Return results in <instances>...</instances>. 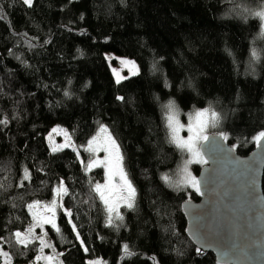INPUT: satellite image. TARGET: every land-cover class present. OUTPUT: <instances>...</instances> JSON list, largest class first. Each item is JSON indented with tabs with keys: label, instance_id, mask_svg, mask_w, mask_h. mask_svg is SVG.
Here are the masks:
<instances>
[{
	"label": "trees",
	"instance_id": "1",
	"mask_svg": "<svg viewBox=\"0 0 264 264\" xmlns=\"http://www.w3.org/2000/svg\"><path fill=\"white\" fill-rule=\"evenodd\" d=\"M263 2L0 0V248L12 264L38 256L39 241L25 246L15 233L33 223L28 205L51 202L61 181L71 221L58 209L60 232H42L63 264H218L186 234L181 205L199 193L181 183L191 155L172 141L168 105L184 125L181 137L190 115L205 111L204 135L252 151L264 131V29L255 14ZM107 52L135 60L139 72L117 82ZM56 125L73 148L53 151L47 136ZM104 125L136 189L134 207L122 206L123 220L112 213L111 226L94 191L105 170L84 163ZM93 146L104 156L102 143ZM202 165L188 170L197 178Z\"/></svg>",
	"mask_w": 264,
	"mask_h": 264
},
{
	"label": "water",
	"instance_id": "2",
	"mask_svg": "<svg viewBox=\"0 0 264 264\" xmlns=\"http://www.w3.org/2000/svg\"><path fill=\"white\" fill-rule=\"evenodd\" d=\"M207 137L197 174L203 194L181 205L186 234L218 264H264V146L241 155L221 133Z\"/></svg>",
	"mask_w": 264,
	"mask_h": 264
},
{
	"label": "snow or ice",
	"instance_id": "3",
	"mask_svg": "<svg viewBox=\"0 0 264 264\" xmlns=\"http://www.w3.org/2000/svg\"><path fill=\"white\" fill-rule=\"evenodd\" d=\"M23 4L27 5L28 7H32L34 0H22ZM258 17L264 19V10L258 11L255 13ZM121 63L124 64H130L133 68H135V62L134 61H121ZM135 75L136 73L133 72ZM121 78L118 76L117 82H119ZM118 99L123 100V97H118ZM170 109H172V113L168 116V123L169 126L172 129V141L177 145L178 148L190 153L191 159L187 160L185 162L184 168H183V180L182 184L184 187H190L194 189L196 192L201 193V181L198 180L195 176H193L189 170L188 165L191 163H203L206 164L207 160L204 159V156L201 152L200 144L201 142H206L208 140V137L204 135V130L206 127V121L204 120V117L207 115V112L201 111L197 112L194 117H192V123L188 126V132L192 133L187 139H184L180 136L181 130L184 128V125L179 122L178 119V112L175 110L174 103H170L168 105ZM217 116L216 113H212V118L215 119ZM2 123H7V120L0 121ZM101 132L105 133V137L103 139V149L108 153V156L105 157L104 160H98L93 159L88 161L86 164V168L88 170H91L92 167H105L108 170V181L109 183L107 185H101L97 183L94 187V191L99 195V198L103 201L104 205L107 207V211L109 212V219L108 223L111 226L113 224V217L112 213H116V219L123 220V216L119 214L118 212V204L119 201H114L111 197V182L112 180L118 176L119 177V187L121 189L122 195L120 197V200L125 204L127 208H133L134 207V198L136 195V189L133 186L131 180L128 178L127 173L124 171L122 166L123 156L119 151V145L116 143L115 138L111 135V133L108 132L106 127L101 128ZM227 139V137H224ZM255 142L258 146H264L262 142H264V131L260 132L257 136L254 137ZM100 141L97 138H93V140L89 143V147L87 150L95 153L96 148L93 147V145L99 144ZM68 146V145H66ZM53 151H56L54 148ZM83 162V161H82ZM114 162H115V170H114ZM30 174L25 170V179H30ZM165 180H168V177H164ZM68 188L64 186V182L61 181L60 186H58L55 189V195L59 198L61 201L60 203L57 202V199H53L49 204H41L39 201L35 202V204H29V209H32L34 207H40L43 208L47 213H50V215H37V213H33V218L35 223L30 226L26 233H21L17 231L15 233V237L17 241L20 244H23L27 246L29 243H32L34 241H39L41 247L40 252L43 254L44 248H52L54 247L52 244L48 243L46 239L44 238L47 235V232L44 233V236L35 235L34 229L44 228V225L48 224L51 225L52 229H54L56 232H60V228L56 222V216H57V209L60 208L63 210V213L66 217L69 218L71 221L72 217V211L70 209L63 207V197L68 195ZM73 229H75V224L72 225ZM77 237L79 238V232H76ZM83 243V241H81ZM87 251V249H85ZM197 251H200L198 249ZM124 252L126 256H131L133 253L129 250L128 245H124ZM4 257L7 258V261L10 262V257H8V254L2 253ZM60 255H63L62 253ZM46 259L47 261L51 262L53 261V256H47L44 257L43 255L38 256L36 259L39 261L40 259ZM57 264H63L62 261H57ZM89 264H100L99 261L95 262H89Z\"/></svg>",
	"mask_w": 264,
	"mask_h": 264
},
{
	"label": "rangeland",
	"instance_id": "4",
	"mask_svg": "<svg viewBox=\"0 0 264 264\" xmlns=\"http://www.w3.org/2000/svg\"><path fill=\"white\" fill-rule=\"evenodd\" d=\"M261 10H264V2L261 6V8L259 9V11ZM261 19V22H262V29H264V19L260 18ZM106 57L110 63V66H111V69H112V72L116 78V80L118 79V76L121 78L119 81L129 77V76H132L134 75L133 72L135 73H138L139 72V66L137 64V62L133 59H130V58H127V57H124V56H120V55H117L115 53H110V52H107L106 53ZM121 61H134L135 62V68H133L130 64H124V63H121ZM195 115L191 114L190 115V118L194 117ZM190 123H192V119L190 121ZM188 126L189 124L185 127V132H184V135L182 136L184 139H187L190 135H192V133L188 132ZM102 127H106L107 130L109 129L107 126H102ZM101 127V128H102ZM207 127H205V130H204V134L207 133ZM109 132V130H108ZM105 133H102L101 132V129L100 131H98V136H97V139L100 141V143L103 144V139L105 137ZM47 139H48V143L51 145V147L54 149H62V148H67V147H70V148H73L74 147V142L70 136V134L68 133V131H66V129H64L63 127L61 126H58L56 125L51 131L50 133L48 134L47 136ZM68 145V146H66ZM95 147V146H93ZM96 148V147H95ZM78 151V149H76ZM103 150H100L98 153H101ZM108 156V153L105 151L104 152V156H102V153L96 157L95 153L94 155L90 158V160H93V159H98V160H104L105 157ZM80 159L81 161H85V159H83V157L80 155ZM190 159V157H189ZM88 160V161H90ZM88 161L84 162L85 165L88 163ZM199 163H191V165H198ZM123 166V165H122ZM114 170H115V162H114ZM104 170H105V174H106V178L105 180L101 183V185H107L109 183L108 181V170L107 168L103 167ZM124 169V168H123ZM125 171V169H124ZM126 172V171H125ZM129 178V177H128ZM119 184H120V181H119V177L116 176L112 182H111V187H112V191H111V197L114 201H119V204H118V212L120 213L121 212V208L123 205H125L121 200H120V197L122 195V192H121V189L119 187ZM54 199H57V202L60 203L61 201L59 200L58 197H54ZM50 203V202H49ZM49 203H46V204H49ZM63 207H65L64 205V197H63ZM35 204V203H34ZM42 204V203H41ZM60 209V208H58ZM57 209V210H58ZM62 210V209H61ZM31 211V214H32V217H33V213H37V215H50V213H47L43 208H40V207H34L32 209H30ZM116 215V213H113ZM115 217V216H113ZM56 222H57V216H56ZM35 223L34 221V218H33V223L32 225ZM30 225V226H32ZM48 225V224H46ZM29 226V227H30ZM51 226V225H50ZM28 230V229H27ZM42 228H35L34 229V234L35 235H40V236H44V233L47 232L46 231H43L42 232ZM27 231H25L26 233ZM24 233V232H23ZM46 239V241L50 244H53L52 240L50 239V236L47 232V235L44 237ZM41 247V246H40ZM2 253H5V251H3L1 248H0V254H1V258L3 259L4 263L5 264H12V260H11V257L8 255V257H10V262L7 261V258L4 257L2 255ZM61 253V252H60ZM43 255L44 257H47V256H53L54 259L53 261L49 262L47 261L46 259H40L39 261H37V257L38 256H41ZM38 256L36 258H34L31 262H29L28 264H57V261H62L61 260V257H60V254H58V251L57 249L54 247L52 248H44L43 250V254H41L40 252V248H39V253H38ZM95 261H99L100 264H106V262L100 258V257H96V258H93V259H89L88 262H95Z\"/></svg>",
	"mask_w": 264,
	"mask_h": 264
},
{
	"label": "bare ground",
	"instance_id": "5",
	"mask_svg": "<svg viewBox=\"0 0 264 264\" xmlns=\"http://www.w3.org/2000/svg\"><path fill=\"white\" fill-rule=\"evenodd\" d=\"M28 264V263H27Z\"/></svg>",
	"mask_w": 264,
	"mask_h": 264
}]
</instances>
